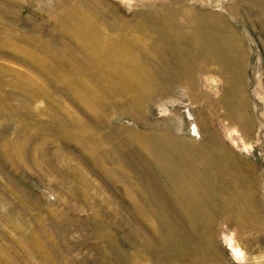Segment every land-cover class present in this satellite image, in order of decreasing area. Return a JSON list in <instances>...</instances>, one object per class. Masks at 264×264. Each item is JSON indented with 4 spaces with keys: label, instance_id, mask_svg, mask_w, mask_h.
<instances>
[{
    "label": "rangeland",
    "instance_id": "1",
    "mask_svg": "<svg viewBox=\"0 0 264 264\" xmlns=\"http://www.w3.org/2000/svg\"><path fill=\"white\" fill-rule=\"evenodd\" d=\"M0 264H264V0H0Z\"/></svg>",
    "mask_w": 264,
    "mask_h": 264
},
{
    "label": "bare ground",
    "instance_id": "2",
    "mask_svg": "<svg viewBox=\"0 0 264 264\" xmlns=\"http://www.w3.org/2000/svg\"><path fill=\"white\" fill-rule=\"evenodd\" d=\"M172 167H173V166H172ZM178 168H179V167H178ZM176 169H177V167H176ZM238 169H239V168H238ZM237 171H238V170H237ZM178 176H179V175H178ZM174 177H175V176H174ZM176 178H177V176H176ZM174 179H175V178H174ZM186 181H187V180H186ZM179 182H181V181H179ZM189 183L191 184L192 181L189 182ZM184 184H185V183H184ZM184 184L182 183V186H183ZM185 185H186V184H185ZM190 186H191V185H190ZM183 188H184V186H183ZM191 188H192V186H191ZM186 189L188 190V188H186ZM188 191H189V190H188ZM188 191H187V192H188ZM190 191H191V190H190ZM192 191H193V189H192ZM188 194H189V193H188ZM190 194H195V193H191V192H190ZM238 209H239L238 212H242V210H243V209H241V207H238ZM241 215H247V217H248V216H249V213H248V212H243L242 214H240V216H241ZM250 217H251V215H250ZM178 253H179V252H178Z\"/></svg>",
    "mask_w": 264,
    "mask_h": 264
}]
</instances>
